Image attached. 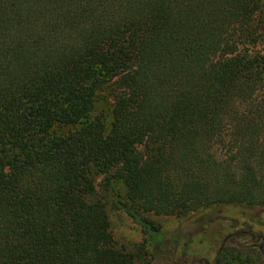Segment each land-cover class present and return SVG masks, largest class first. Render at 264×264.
<instances>
[{"label":"trees","instance_id":"1","mask_svg":"<svg viewBox=\"0 0 264 264\" xmlns=\"http://www.w3.org/2000/svg\"><path fill=\"white\" fill-rule=\"evenodd\" d=\"M263 42L264 0H0V264H160L216 222L235 233L200 262L264 256L223 213L264 212Z\"/></svg>","mask_w":264,"mask_h":264},{"label":"rangeland","instance_id":"2","mask_svg":"<svg viewBox=\"0 0 264 264\" xmlns=\"http://www.w3.org/2000/svg\"><path fill=\"white\" fill-rule=\"evenodd\" d=\"M259 47L263 48L264 42L260 44ZM101 179L102 176L99 178L97 177V184L100 183ZM120 192L121 185L114 184L111 186V188H109L107 193L109 195L108 197H112L118 195ZM108 209L111 223L110 227L115 241L119 245H122L128 249V251L130 250L132 252L135 251L138 253L139 246L142 241V234L139 227L123 212L111 208L110 204L108 205ZM223 213L230 215L233 218H237L239 221L253 219L255 220L254 223L258 222L255 223V227L264 233V212L262 211L248 208L241 209V207L231 206L226 207V210ZM151 218L160 224V227H162L168 233L178 232L183 223L179 217L172 215H151ZM221 227V223L216 222L206 231L199 232L191 237L187 234H183L180 242L178 241L176 243L173 241L172 244L164 247L160 264H206L204 261L200 262L198 259L207 255L208 260H212L216 253L217 247L224 239L228 231L235 233L234 228L229 229L226 228V226L222 228ZM232 237V240L235 239L236 241L235 248L238 249V251H241L243 259H246L245 253L247 249H242V247L239 246V243H241L243 240L241 238L242 236H239V234H234ZM189 239L191 242L187 243L188 246H183L182 243H186V240L189 241ZM262 248L264 249V246ZM140 257L141 259L140 261H137V264L149 263V257L144 256V254H140ZM251 264H264V256L258 252H252Z\"/></svg>","mask_w":264,"mask_h":264}]
</instances>
